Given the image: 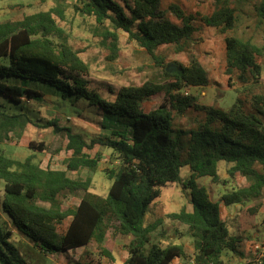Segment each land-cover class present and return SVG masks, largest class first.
Returning <instances> with one entry per match:
<instances>
[{"label":"trees","instance_id":"1","mask_svg":"<svg viewBox=\"0 0 264 264\" xmlns=\"http://www.w3.org/2000/svg\"><path fill=\"white\" fill-rule=\"evenodd\" d=\"M130 2L124 5L116 0H79V5H74L78 13L95 20L98 26L93 33L109 50L107 60L119 57V31L144 48L159 66L164 61L157 55L160 48L173 47L176 53L188 49L196 33L193 16L178 5L162 10L160 0ZM215 6L216 10L204 16L202 23L222 33L233 31L237 16L232 0H215ZM257 11L264 20V0ZM55 14L64 17L62 10L55 7L22 21L0 23V94L16 104L42 102V91L10 79L40 82L53 88L48 90L56 94L60 107L67 108V99L72 106L88 105V109L95 108L98 114L121 123L125 130L88 142L82 134L61 127L57 119L40 125L25 112H3L0 103V144L12 137L20 139L33 128L51 130L65 135L66 151L71 153L66 169L55 170L42 167L34 154L21 161L0 152V182L4 183L0 215L6 218L4 223L0 218V264H27L10 242L14 231L11 224L45 254H67L97 244L104 255L113 259L103 247L113 230L116 235L132 237L124 264H175L181 259L184 264H225V252L242 257L239 239L222 219L220 204L228 207L256 202L264 195V122L258 117L264 118V93L257 92L263 74L264 45L234 37L225 39L224 74L229 87H240L236 89L240 97L225 111L204 107L203 119L194 120L198 127L186 133L189 137L184 144L185 131L175 130L174 125L177 117L187 119L191 109L199 108L196 97H183L181 91L209 84L200 63H175L170 68L172 73L166 70L169 82L165 86L147 83L142 87H122L117 93L111 89L106 92L93 86L90 66L69 44ZM163 92L164 102L145 112L144 103ZM250 109L255 113H249ZM96 145L111 150L112 159L118 163L107 173L112 186L105 197L90 191L92 177L74 179L70 175L98 170L101 154L92 158L86 152ZM29 146L32 151H42L46 145L32 141ZM222 162L231 166L230 174L239 173L249 185L213 202L198 180L209 177L218 183ZM185 167L191 171L184 186L191 189L192 210L183 208L168 214V218L187 225L194 240L193 257L188 256L183 245L163 247L152 243L151 234L161 220L147 224L150 206L161 198L163 188L184 182L181 171ZM77 192H84L78 206L63 204L67 194Z\"/></svg>","mask_w":264,"mask_h":264},{"label":"rangeland","instance_id":"2","mask_svg":"<svg viewBox=\"0 0 264 264\" xmlns=\"http://www.w3.org/2000/svg\"><path fill=\"white\" fill-rule=\"evenodd\" d=\"M124 5L131 4V0H116ZM161 9L169 10L171 5H178L190 16H193V25L196 28L194 38L188 42V49L184 53H176L173 47H162L157 55L164 59L162 65L149 56L146 50L129 38V35L119 31V53L114 61L107 60L110 52L100 44V38L93 33L97 29L95 20L85 17L74 9L79 5V0H0V23L5 21H22L26 16L40 12H47L55 7L62 10L64 17L55 14L58 24L66 31L69 44L78 52L81 58L90 66V79L95 88H104L106 92L113 90L114 93L122 87H142L147 83L158 86H165L169 82L166 70L174 68V64L189 66L196 60L206 70L209 84L201 87H189L181 91L183 97H196L199 108L191 109L188 118L177 117L175 130L185 131L183 143L188 141V131L198 127L194 120H202L205 113L204 107H214L219 110H228L238 102L240 95L236 87H229L228 78L225 76L226 66V42L227 37H234L240 40H251L258 46L264 45V20L258 16V7L261 0H232L236 11V27L233 31L222 33L217 29L205 26L202 18L212 14L216 10L215 0H160ZM128 13L130 11L127 9ZM170 16V15H169ZM170 19L177 22L170 16ZM110 29L109 23H105ZM263 74L261 84L257 88L258 93H264V57L262 59ZM8 65V61L2 62ZM178 67V65H175ZM172 73V71H170ZM11 82L20 81V85L42 91L45 98L42 102L33 101L30 104H16L6 96L0 94L2 111L8 114L25 112L40 125L57 119L61 127H69L76 133L82 134L88 142L98 137H111L112 128L115 126L107 121V116L97 113L96 109H88L84 104L72 106L69 99L64 101L66 107L57 105V97L52 87L31 80L11 78ZM10 84V83H9ZM53 89V88H52ZM105 92V96L107 93ZM189 92L186 96L185 93ZM102 94H104L102 92ZM104 98V95H102ZM242 99H245L242 98ZM164 102V92L157 94L154 98L144 103L145 112L157 109ZM57 103V104H56ZM247 109V108H245ZM248 110V109H247ZM96 111V114H95ZM249 113L255 111L250 109ZM263 122L264 118L258 116ZM105 118V121H104ZM106 126V127H104ZM36 131V133H35ZM115 131L123 133L124 128L118 127ZM177 139V136L173 135ZM45 143V150L32 151L29 144ZM66 137L64 134H54L51 130L40 131L32 129L22 138L12 137L5 143L0 144V152L6 156L25 160L34 154L36 161L44 168L55 170L66 169L67 160L71 153L66 151ZM87 154L94 158L101 154L102 161L96 172L83 170L80 173H70L71 178L92 177L93 182L90 191L94 194L105 197L112 186V181L107 178V173L118 167L115 159H112V151L96 145L92 150H86ZM230 165L222 162L219 165L218 175L220 180L213 183L209 177L200 178L198 185L209 192L212 200L220 202L222 195L228 192L245 188L249 182L239 173L230 174ZM191 176L188 167L183 168L181 177L183 183L172 184L162 189L161 198L157 199L149 208L147 224H157L156 230L151 234V242L160 244L163 247L170 245H183L189 257L194 255L193 238L188 233V227L179 221L168 218V214L180 212L183 208L192 210L191 189H186ZM4 196V183L0 182V203ZM84 192L67 194L64 205L78 206ZM48 206V205H47ZM224 206V205H223ZM223 212V219L227 222L233 236L239 239V250L244 252L241 257L232 252H225V264H246L252 263L250 245L253 241L264 242V195L256 202L247 201L243 204L228 206ZM1 222L6 218L0 215ZM10 242L19 252L27 264H124L128 251L127 246L132 240L131 236L116 235L113 230L109 232L104 249L112 254L113 259L102 253L97 244L90 245L85 249L71 251L67 254L53 253L45 254L36 247L26 236L14 229ZM176 263L184 264L181 259Z\"/></svg>","mask_w":264,"mask_h":264},{"label":"built area","instance_id":"3","mask_svg":"<svg viewBox=\"0 0 264 264\" xmlns=\"http://www.w3.org/2000/svg\"><path fill=\"white\" fill-rule=\"evenodd\" d=\"M186 96L189 95V92L185 93ZM250 254L252 262L257 264H264V242L253 241L250 245ZM252 264V263H246Z\"/></svg>","mask_w":264,"mask_h":264},{"label":"crops","instance_id":"4","mask_svg":"<svg viewBox=\"0 0 264 264\" xmlns=\"http://www.w3.org/2000/svg\"><path fill=\"white\" fill-rule=\"evenodd\" d=\"M107 121H111V123L115 126L114 128H112V132L113 131H115V129H117L118 127H123L124 128V126L121 124V123H119L118 121H116V120H114V119H106ZM104 121H105V118H104ZM104 127H106V126H104ZM124 130H125V128H124ZM223 196V195H222ZM213 202H215L214 200H213ZM223 203H221L220 204V210H221V216H222V219H223V212L225 213V212H227L225 209H226V206L224 205ZM224 220V219H223ZM249 249H250V247H249ZM179 261V260H178ZM177 262V261H176ZM175 262V264H179V263H176Z\"/></svg>","mask_w":264,"mask_h":264}]
</instances>
